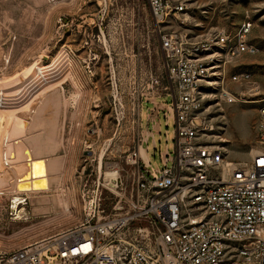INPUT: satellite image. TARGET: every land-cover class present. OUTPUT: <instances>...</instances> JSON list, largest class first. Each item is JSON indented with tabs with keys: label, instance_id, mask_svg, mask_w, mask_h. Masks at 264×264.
Here are the masks:
<instances>
[{
	"label": "rangeland",
	"instance_id": "374dc122",
	"mask_svg": "<svg viewBox=\"0 0 264 264\" xmlns=\"http://www.w3.org/2000/svg\"><path fill=\"white\" fill-rule=\"evenodd\" d=\"M172 1L184 4L178 13L184 22L176 19L174 26L199 38L218 28L234 31L246 16L254 22L250 40L259 51L225 66L224 85L236 99L223 97L219 81L207 88L206 101L213 127L208 140L224 147L228 161H244L258 145L255 124L264 98V0ZM163 61L147 0H0V98L14 100L21 91L18 96L27 98L16 112L32 119L40 99L36 89L30 92L32 83L47 77L58 87L60 95L41 113L35 134L57 141L54 149L42 146L48 157L63 158L55 192L65 193L71 210L34 212L38 196L32 194L20 206L29 218L18 221L11 200L0 193V249L13 250L81 221L84 200L115 211L119 194L135 180L131 153L153 130L147 113L161 112L173 98ZM243 70L250 72L248 80L231 79ZM160 124L156 155L152 136L143 144L153 167L162 166L160 150H173V120L167 123L161 112Z\"/></svg>",
	"mask_w": 264,
	"mask_h": 264
},
{
	"label": "built area",
	"instance_id": "2783aa9c",
	"mask_svg": "<svg viewBox=\"0 0 264 264\" xmlns=\"http://www.w3.org/2000/svg\"><path fill=\"white\" fill-rule=\"evenodd\" d=\"M147 1L173 97L161 110L167 123L173 120V150L159 151L157 167L139 161V148L132 151L135 180L113 213L84 200L81 221L0 249V264H264V98L255 124L258 145L244 161H228L224 147L208 140L213 127L206 113L207 88L219 81L223 97L236 99L224 85L225 66L259 51L250 40L254 22L246 16L234 31L218 28L199 38L172 23L184 22L182 2ZM249 77L247 70L231 74L237 82ZM159 112L147 113L153 130L147 128L141 144L152 136L154 156Z\"/></svg>",
	"mask_w": 264,
	"mask_h": 264
},
{
	"label": "bare ground",
	"instance_id": "6f19581e",
	"mask_svg": "<svg viewBox=\"0 0 264 264\" xmlns=\"http://www.w3.org/2000/svg\"><path fill=\"white\" fill-rule=\"evenodd\" d=\"M50 85L47 77L32 83L30 92L36 89L35 95L40 98L32 109V112L34 111L32 119L16 112L19 109L17 106L26 97V95L23 97V94L18 96L21 91L15 93L14 100L10 98L4 101L0 98V193L6 194L11 200L10 206L17 214L13 219L18 221L29 218L23 214L20 206L26 203L32 194L38 196L35 199L34 212L59 215L71 211L65 193L62 194L59 190L55 192L60 186L59 174L62 173L63 158L48 157L42 146L45 144L48 151L56 147L57 141L54 137L42 141L41 135L35 134L36 125L41 123V113L60 95L58 87ZM31 99L23 106L28 108L32 103ZM230 165L233 166L234 163ZM109 173L115 174V171Z\"/></svg>",
	"mask_w": 264,
	"mask_h": 264
},
{
	"label": "crops",
	"instance_id": "0c3cea01",
	"mask_svg": "<svg viewBox=\"0 0 264 264\" xmlns=\"http://www.w3.org/2000/svg\"><path fill=\"white\" fill-rule=\"evenodd\" d=\"M161 115V112H159V116ZM147 118V116H146ZM147 124H148V120H147ZM160 128H161V124H160ZM139 150H140V155H141V159L144 160V161H147V160H150V155H149V151H147V149L141 145L139 147Z\"/></svg>",
	"mask_w": 264,
	"mask_h": 264
}]
</instances>
